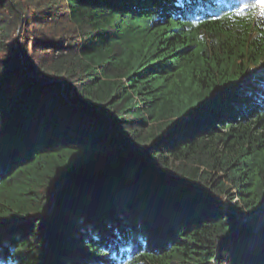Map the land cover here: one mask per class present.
I'll list each match as a JSON object with an SVG mask.
<instances>
[{
    "label": "trees",
    "instance_id": "trees-1",
    "mask_svg": "<svg viewBox=\"0 0 264 264\" xmlns=\"http://www.w3.org/2000/svg\"><path fill=\"white\" fill-rule=\"evenodd\" d=\"M0 264H264V0H0Z\"/></svg>",
    "mask_w": 264,
    "mask_h": 264
}]
</instances>
